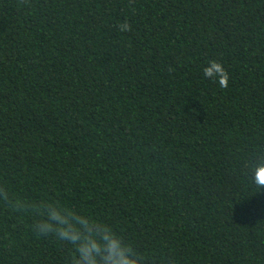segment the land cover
<instances>
[{
    "label": "trees",
    "instance_id": "1",
    "mask_svg": "<svg viewBox=\"0 0 264 264\" xmlns=\"http://www.w3.org/2000/svg\"><path fill=\"white\" fill-rule=\"evenodd\" d=\"M261 166L264 0H0V185L20 201L111 224L143 264H264ZM33 219L0 205V264H66Z\"/></svg>",
    "mask_w": 264,
    "mask_h": 264
},
{
    "label": "clouds",
    "instance_id": "2",
    "mask_svg": "<svg viewBox=\"0 0 264 264\" xmlns=\"http://www.w3.org/2000/svg\"><path fill=\"white\" fill-rule=\"evenodd\" d=\"M121 32L130 31L127 23L119 25ZM203 75L228 87L229 74L215 60L208 61ZM253 183L264 189V166L257 167ZM0 205L10 206L13 213L32 216L31 231L37 237H51L69 245L66 264H143L144 257L121 232L111 224L85 215L59 201L48 199L22 202L7 187L0 185Z\"/></svg>",
    "mask_w": 264,
    "mask_h": 264
}]
</instances>
